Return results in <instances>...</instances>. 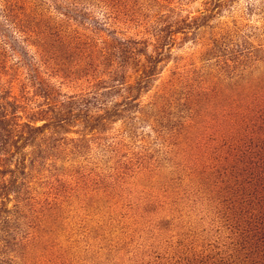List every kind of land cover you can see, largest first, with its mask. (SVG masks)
<instances>
[{
    "label": "rangeland",
    "instance_id": "374dc122",
    "mask_svg": "<svg viewBox=\"0 0 264 264\" xmlns=\"http://www.w3.org/2000/svg\"><path fill=\"white\" fill-rule=\"evenodd\" d=\"M0 264H264V0H0Z\"/></svg>",
    "mask_w": 264,
    "mask_h": 264
}]
</instances>
